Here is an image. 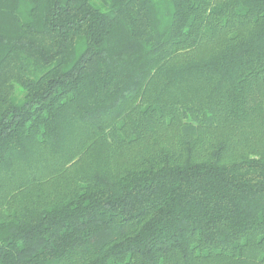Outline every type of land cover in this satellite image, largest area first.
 I'll return each instance as SVG.
<instances>
[{"label":"trees","instance_id":"16d2710c","mask_svg":"<svg viewBox=\"0 0 264 264\" xmlns=\"http://www.w3.org/2000/svg\"><path fill=\"white\" fill-rule=\"evenodd\" d=\"M0 264H264V0H0Z\"/></svg>","mask_w":264,"mask_h":264}]
</instances>
